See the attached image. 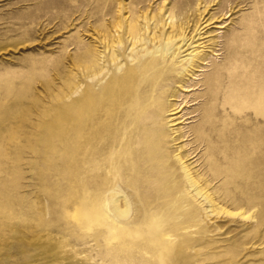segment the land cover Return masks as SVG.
<instances>
[{"label":"rangeland","instance_id":"374dc122","mask_svg":"<svg viewBox=\"0 0 264 264\" xmlns=\"http://www.w3.org/2000/svg\"><path fill=\"white\" fill-rule=\"evenodd\" d=\"M200 3L0 0V264H264V0ZM143 14L158 19L162 46L170 15L175 24L178 45L159 53L160 68L195 67L174 88L166 152L178 189L164 197L137 177L132 150L86 147V43L132 16L143 32ZM185 166L214 201L194 197Z\"/></svg>","mask_w":264,"mask_h":264},{"label":"bare ground","instance_id":"6f19581e","mask_svg":"<svg viewBox=\"0 0 264 264\" xmlns=\"http://www.w3.org/2000/svg\"><path fill=\"white\" fill-rule=\"evenodd\" d=\"M200 2L201 5L202 0H200ZM110 15H112V13ZM225 19L227 18L225 17ZM157 20L153 17H144L143 14V24L145 28L143 32L137 16H132L131 19H127L124 25L120 24V22L102 24L103 26L100 30L101 35L99 38H97L98 40L94 41V44L86 43V78H91L89 81L86 79V147H90L88 155L91 153V155L96 154L98 156L111 154L118 145H121L124 150H132V153L135 156L134 159L137 162L135 169L137 177L139 174L150 175V177L153 178V181L159 182L161 186V189L158 191L157 195L164 197L168 194L170 189H172V191L178 189L176 184L168 182V170L172 167V164L169 161V154L166 152L168 145L167 143L169 142L167 123H171V126L173 127L177 125L175 124L176 119L172 116L180 113L177 111L179 104H177V100H175V98H178V94L181 90L176 91L174 88L177 84L184 83V78L186 75H188L189 68L193 66L194 59L191 58L192 62L190 61V66L179 72L178 76L175 75V72H177L181 66H176L174 64L175 66L168 65L164 69L160 68V59L158 58L159 53H162L164 50L168 52L169 49H173L176 45H178V43L175 44V40H173V37L177 33L173 34L175 31V24L173 23L172 15L167 18V23L165 22L166 25L172 29V31L164 34L166 35V43L164 46H162V35L159 33V35L157 34V25H154ZM169 20L170 22H168ZM205 23L208 22L206 21ZM153 25L155 27H152ZM180 28V37H183L185 40L187 28ZM172 34L174 36H172ZM124 36H126V38H124ZM151 42H153L155 46L157 45L156 50H154L152 46H149L148 43ZM99 48H103L105 52H100L98 50ZM181 48L182 47H176L173 51L171 50L172 53L170 54L172 56L175 55L176 51L180 50ZM128 49V56L132 61V64L129 66L123 64V55ZM183 61L185 60H181V63ZM204 85L205 87L209 86L208 83H204ZM203 97L207 98V92L203 94ZM258 100L260 103L264 102V94H262ZM189 101L190 100H188V103ZM169 117L173 119L168 120ZM225 118L228 120V115ZM226 124H228V122ZM225 128L224 134L229 140L231 137L230 125H227ZM257 135L262 137L261 132H259ZM170 136L172 137V135ZM177 141H180L179 137L174 136L172 142L176 143ZM180 156H178V160L180 162H184L185 159L183 160V157ZM110 164L111 163L108 165ZM183 169L188 173L189 176L188 180L190 182V186L187 188L191 187L193 189L195 192L194 197H200V199L203 198V200H206V202L209 201L210 203L211 201H214L211 200L210 196L203 192V190L199 187L201 184H197L195 181L197 179L194 180L193 177H191V172L189 173L191 170H188L187 166H185ZM210 183L211 182L208 184ZM119 202H121V200ZM125 203V205L129 208L122 209L121 207L117 206V212L122 216H126L130 212V204L127 202ZM211 208L212 209L210 210L213 215V213H215L217 210L213 209V207ZM218 213L226 214L227 216L231 217H246L243 213L231 212L225 208Z\"/></svg>","mask_w":264,"mask_h":264}]
</instances>
